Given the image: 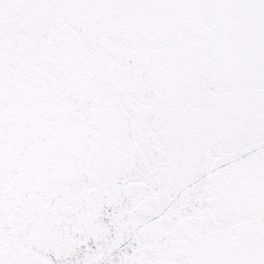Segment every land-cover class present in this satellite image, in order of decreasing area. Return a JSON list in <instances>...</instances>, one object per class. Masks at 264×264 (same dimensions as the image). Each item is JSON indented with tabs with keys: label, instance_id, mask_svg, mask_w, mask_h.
<instances>
[{
	"label": "snow or ice",
	"instance_id": "6c2138e0",
	"mask_svg": "<svg viewBox=\"0 0 264 264\" xmlns=\"http://www.w3.org/2000/svg\"><path fill=\"white\" fill-rule=\"evenodd\" d=\"M0 264H264V0H0Z\"/></svg>",
	"mask_w": 264,
	"mask_h": 264
}]
</instances>
